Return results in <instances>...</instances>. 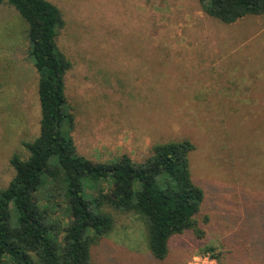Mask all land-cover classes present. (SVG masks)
I'll return each instance as SVG.
<instances>
[{
	"label": "rangeland",
	"instance_id": "1",
	"mask_svg": "<svg viewBox=\"0 0 264 264\" xmlns=\"http://www.w3.org/2000/svg\"><path fill=\"white\" fill-rule=\"evenodd\" d=\"M49 1L66 22L57 44L72 62L65 92L77 153L140 162L155 143L191 140L202 233L173 235L167 263L220 253L217 264H264V14L227 24L198 0ZM25 27L0 4V188L14 175L11 156L26 158L23 142L39 133ZM111 213L90 264H153L140 217Z\"/></svg>",
	"mask_w": 264,
	"mask_h": 264
},
{
	"label": "trees",
	"instance_id": "2",
	"mask_svg": "<svg viewBox=\"0 0 264 264\" xmlns=\"http://www.w3.org/2000/svg\"><path fill=\"white\" fill-rule=\"evenodd\" d=\"M198 1L206 15L227 24L264 14V0ZM0 4L26 23L40 104L39 133L23 142L26 158L11 156L14 175L0 188V264H90L91 248L114 227L112 211L140 217L156 259L167 257L173 235L188 229L200 235L195 216L204 192L190 173L192 141L155 143L140 162L125 153L108 162L79 155L65 92L72 62L57 44L66 23L62 11L49 0Z\"/></svg>",
	"mask_w": 264,
	"mask_h": 264
},
{
	"label": "built area",
	"instance_id": "3",
	"mask_svg": "<svg viewBox=\"0 0 264 264\" xmlns=\"http://www.w3.org/2000/svg\"><path fill=\"white\" fill-rule=\"evenodd\" d=\"M188 264H217V261L209 255H198L192 257V260Z\"/></svg>",
	"mask_w": 264,
	"mask_h": 264
},
{
	"label": "crops",
	"instance_id": "4",
	"mask_svg": "<svg viewBox=\"0 0 264 264\" xmlns=\"http://www.w3.org/2000/svg\"><path fill=\"white\" fill-rule=\"evenodd\" d=\"M153 259H154L153 264H170V261L167 263V261L169 260L167 257H165L164 259H156V258H153ZM172 259L174 262L175 261L177 262V263L175 262L176 264H187L186 259L179 261V263H178V260H176V258L172 257Z\"/></svg>",
	"mask_w": 264,
	"mask_h": 264
}]
</instances>
